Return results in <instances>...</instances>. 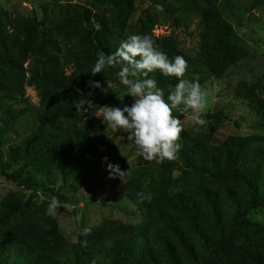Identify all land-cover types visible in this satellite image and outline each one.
I'll use <instances>...</instances> for the list:
<instances>
[{"label":"rangeland","instance_id":"obj_1","mask_svg":"<svg viewBox=\"0 0 264 264\" xmlns=\"http://www.w3.org/2000/svg\"><path fill=\"white\" fill-rule=\"evenodd\" d=\"M196 1L198 4L214 8L211 10L212 15L216 16L219 22V31L214 33V38L216 43L223 42L225 46L232 44L234 62L219 78L209 76L203 67H194L193 72L186 73L184 78L200 84L208 106L203 115L206 123L202 126L192 124L191 110L182 112L184 117L180 121L184 128L178 143L184 144V139L190 142L192 138H208L210 144H221L230 143L233 137L263 136L264 0ZM157 2L162 3V7L157 5ZM77 4H81L89 13L88 23H83L82 28L75 27L78 32H87L89 26L95 30L105 27L107 40L112 44H119L132 34L148 35L158 48H167L168 42L171 41L177 52L188 58H198L202 48V34L208 31L198 11L184 10L183 7L179 9L180 4L176 0H135L128 10L112 6L95 7L89 0H0V40L4 47L1 53L7 62L4 71L11 74L15 67V72L23 71V68L27 79L24 97L21 102L14 103L15 108L20 107L25 113L12 119L3 107L5 98L1 88L5 78L0 77V128L5 130L0 135V150L4 151V157H7V149L10 146L26 141L38 124L39 113L47 99L44 93V71L47 70L51 76L57 75L60 78L62 72L64 75L75 76L77 68L82 70L76 62L65 65L63 54L68 40L62 36L63 32L54 34L57 25L77 15ZM33 16H36L42 25L40 32L31 35L25 21ZM49 32H52L54 39L59 42L62 52L57 53L49 43L41 42L48 38ZM79 34L84 40L85 35ZM37 44L40 50L35 47ZM87 45L91 46L96 58L87 68L84 67L86 72L82 83L83 92L91 96L89 106L94 110L93 130L98 134V149L102 154L108 155L109 161L118 163L121 169L126 171L124 176H110L106 170L107 177L101 179L91 170L87 180L81 182L85 177L76 180L72 175L64 177L59 168H56L52 171L53 181L48 185L52 191L28 190L0 176V204L7 199L11 206L18 207V211H21L18 221L29 222L46 216L54 218L60 232L70 242H77L82 235L86 236L95 228L115 221L132 228L140 227L142 232L136 240L145 245L143 247L154 249L157 255H160L158 259L164 264H175L176 261H181L182 264H200L204 258L208 259L210 256H213L210 264H264L263 251L252 261L245 256L242 247L239 248V245L248 246L244 243L216 254L217 243L213 240L223 237L232 223L240 221L241 213L250 222L264 225V204L261 207H254L253 204L256 180L249 176L212 179L204 174L200 175L186 167L180 149L175 159L162 163L146 161L137 156L133 145L126 139V133L107 130L101 123V118L97 117L103 106L118 105L119 98H124L125 102L130 104L133 98L126 95L125 86L121 85L116 77L118 66L106 67L102 73L95 76L90 74L98 54L102 52L92 38H88ZM157 76L149 73L148 78L155 79L157 86L163 88L167 96L168 87L164 85V79H157ZM90 81H98L102 86H106V81H112L114 87L107 93L101 88H97L96 92ZM256 105L260 106V112ZM184 134L187 137H184ZM52 148L47 144L44 150L52 151ZM241 152L242 149H239L234 156V161L239 167H243L251 158ZM99 165L103 169L107 167L104 161ZM32 173L35 174L34 171ZM123 181L142 184L143 191L150 197L166 196L169 205L165 206V209L185 222L183 232L192 241L189 242L193 243L192 246H180L171 237L165 238L178 255L175 262L171 261L169 256L167 260L166 241L155 236L153 229L150 232L147 225L141 227L144 221L142 211L119 191ZM115 182L117 184L111 187ZM229 189L235 192V199L230 197ZM205 190H209L210 195L215 197L220 211V217L211 211H206L205 214L201 212V219L208 218L210 221L208 242L204 237H195L194 228L188 223L190 214L184 210L176 197L179 192H197L201 206L202 202L206 203ZM53 196L59 199L61 207L55 215H48V204ZM85 228L89 231L85 232ZM123 232L107 241L106 250L93 262L111 264L117 253L115 243ZM6 255L7 252L0 249V262ZM89 262V257L81 258V264H90ZM128 263L131 264L130 260ZM145 264L150 263L147 260Z\"/></svg>","mask_w":264,"mask_h":264},{"label":"trees","instance_id":"obj_2","mask_svg":"<svg viewBox=\"0 0 264 264\" xmlns=\"http://www.w3.org/2000/svg\"><path fill=\"white\" fill-rule=\"evenodd\" d=\"M87 1V0H86ZM95 7H115L120 10H128L132 7L135 0H89ZM184 10H195L201 15L202 20L208 27V31L202 34V48L198 58H188L181 52H177L172 42H168L167 48H158L167 53L171 59L176 55H182L187 61V69L184 74L194 71V67H203L207 74L213 78H219L224 75L229 65L234 62L233 50L231 46H225L223 42L216 43L214 33L219 31L218 18L212 15L213 7L198 4L196 0H176ZM210 2V1H209ZM162 7V3L157 2ZM79 11L77 15L65 19L54 29V34L63 32V37L68 40L65 44L63 59L65 65L76 62L82 67L77 68L75 76L64 75L61 73L51 76L47 70L44 71L46 81L44 83V93L47 99L44 102L43 109L39 113L38 124L32 134L26 141L7 149L6 156L4 151L0 150V176L25 187L28 190H50L49 184L53 181L52 171L59 168L62 176L72 175L73 179H81V182L87 180L89 173H95L97 178L107 177L105 169L101 168L99 163L108 155L102 154L98 149V134L93 130L95 121L94 110L89 106L91 96L83 92L82 77L85 75V68L96 57L91 51V46L87 45L88 38H92L100 51L105 55L111 54L119 44L108 42L107 31L104 28L95 30L89 26L87 32H78V26L83 27V23H88L89 13L81 5L77 4ZM219 19L222 23L221 17ZM30 34L40 32L39 28L42 22H39L36 16L26 19ZM76 27V28H75ZM211 28V31H210ZM85 35L82 40L81 35ZM75 39V40H73ZM41 42H47L57 53L62 52L61 46L48 33V38ZM35 47L40 46L37 44ZM0 40V77H3L1 91L5 98L4 109L16 119L25 113V110L15 108L14 103L21 102L25 95V83L27 81L26 71H16L14 68L11 74L4 70L7 66L6 58L2 55L3 49ZM66 67V66H65ZM161 79L164 85H174L177 80L175 77H165L159 70L152 72ZM33 80V78H31ZM98 92L97 88L95 89ZM86 98L85 108L77 110L74 104L79 98ZM260 112V106H255ZM179 120L183 119L182 112H173ZM5 130L0 128V135ZM184 137H187L184 134ZM184 141L181 145L180 153L186 167L193 169L200 175H206L212 179L233 178L237 176H249L256 180L253 197L254 207H261L264 204V135L247 136L245 138L233 137L230 143L210 144L208 138H192ZM51 145L52 151H45L46 145ZM237 146L236 148H233ZM242 149L241 153H246L251 158L243 167H239L234 161L235 154ZM32 169V170H31ZM35 172V174L32 173ZM122 182L121 194H124L134 204H136L143 213L145 224L149 231L153 229L155 236L160 239L171 237L180 246H192L193 243L184 235L183 226L186 225L183 219L175 217L172 212L165 209L168 204L166 196L150 197L143 191L142 184H133L131 182ZM117 184H113L114 187ZM117 190V188H116ZM230 197H236L235 192L229 189ZM197 192H179L176 197L183 205L185 211H188L190 218L188 223L195 231V237H204L206 242L210 240V221L202 220L201 212H213L220 217V211L215 197L210 195L209 190H205L204 198L206 203H198ZM18 207L11 206L9 200L0 204V249L7 252V255L1 260L0 264H81V258L89 257L90 264H99L93 262L99 254L106 250L107 241L115 235L124 231L122 236L115 243L117 253L111 264H145L148 260L150 264H164L160 261L156 251L150 247H143L139 240H136L142 232L140 227L132 228L124 226L118 222L103 224L95 228L92 233L81 236L77 242L68 241L60 232L57 221L46 216L29 222L18 221L21 211ZM217 243L215 253L226 252L239 243L248 246H240L250 260L254 261L264 253V225H258L250 222L244 214H240V221L232 223L226 230L223 237L213 238ZM141 245V246H140ZM168 256L174 262L178 255L175 249L168 244ZM87 247V248H86ZM205 255V254H204ZM213 257V256H212ZM210 256L204 258L200 264H210ZM187 259V257H186ZM175 264H182L176 261Z\"/></svg>","mask_w":264,"mask_h":264},{"label":"clouds","instance_id":"obj_3","mask_svg":"<svg viewBox=\"0 0 264 264\" xmlns=\"http://www.w3.org/2000/svg\"><path fill=\"white\" fill-rule=\"evenodd\" d=\"M117 66L116 77L125 86L126 95L133 98L132 102L126 103L124 98L118 97V105L103 106L97 117L101 118L107 130L126 133V139L133 145L136 155L144 160L162 163L175 159L181 147L178 140L184 125L173 115V111L191 110L192 124L202 126L206 123L203 115L208 106L200 84L184 78L186 59L182 55L170 59L167 53L155 46L150 36L132 34L123 39L111 54L99 53L90 74L95 76L106 67ZM155 70L177 80L174 85H169L167 96L155 79L148 78L149 73ZM90 84L105 93L114 87L112 81H106V86L98 81H90ZM86 103L87 99L81 97L74 107L82 110ZM103 160L110 176H124L126 171L118 163L108 162L107 157ZM60 207L59 199L51 197L47 214L55 215Z\"/></svg>","mask_w":264,"mask_h":264}]
</instances>
